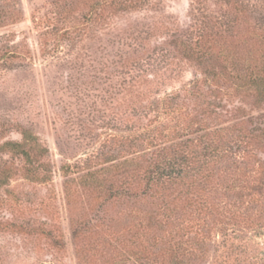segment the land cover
Here are the masks:
<instances>
[{
  "label": "rangeland",
  "instance_id": "rangeland-1",
  "mask_svg": "<svg viewBox=\"0 0 264 264\" xmlns=\"http://www.w3.org/2000/svg\"><path fill=\"white\" fill-rule=\"evenodd\" d=\"M97 1L0 0V145L33 132L48 148L43 162L51 176L29 180L21 160L0 152V166L12 171L0 190V264H111L109 255L127 256L136 215L149 211L159 220L162 212L143 201L130 217L134 197L109 203L81 177L96 172L108 180L109 160L114 166L142 154L152 158L146 132L164 139L185 123L195 129L196 121L212 130L242 126L243 149L224 159L226 172L214 178L217 186L201 203L206 209L197 203L189 210L193 216L143 242L154 245V264L169 263L162 250L168 245L191 250L188 264H264V101L251 92L231 95L232 86L215 94L191 85L207 70L233 74L231 62L216 64L231 46L240 59L248 55L247 66L256 62L243 80L259 76L264 0H128L113 12ZM202 30L213 50L198 62L173 41H196ZM165 144L174 145L167 137ZM190 186H198L194 178ZM80 222L92 232L80 241L82 259L72 235ZM125 227L128 234L115 242L112 231ZM39 228L60 229L65 245L53 247L41 230L29 233ZM198 240L201 245H193ZM144 261L128 257L118 264Z\"/></svg>",
  "mask_w": 264,
  "mask_h": 264
},
{
  "label": "trees",
  "instance_id": "trees-1",
  "mask_svg": "<svg viewBox=\"0 0 264 264\" xmlns=\"http://www.w3.org/2000/svg\"><path fill=\"white\" fill-rule=\"evenodd\" d=\"M123 1L127 2L128 0H105L108 7L110 6L111 12L115 8L120 7ZM101 2L102 0L98 3L101 4ZM98 6L96 4L93 13H96ZM210 25L207 24L204 28ZM248 30L251 29L248 28ZM173 44L183 56L191 57L192 59L196 58L198 62L208 52L213 50V44L209 45L208 35L203 30L201 37L196 41L190 39V37H177L174 39ZM226 49L227 55L222 56L219 62L216 59V64H221L222 60H224L223 63L231 62L234 73H230L228 69L224 71L220 70L219 72L207 70L201 78H196L192 81L191 85L194 92L199 90L203 85L207 91L211 90L215 94H222L226 88L232 86L233 92L231 95L242 92L245 97H248L250 96L249 92H251L253 94L252 97L264 101V75L260 76V74H264V62L262 68L258 70L261 73L256 74L259 76L254 77V79H251L249 76L250 80L245 82L242 75L246 68L255 69L257 67L256 62L255 66H247L249 63L248 55H243V59H240V55L236 52L235 47L231 46ZM193 128L194 125H187L185 123L183 127L178 129L177 133L170 131L168 135H165L170 142H173V146L165 144L166 137L158 140L156 135L146 132L144 134V141L151 143L150 145L155 148L153 149L152 158L149 159L142 154L139 157L121 160L119 163H114V166L112 163L115 160H109L111 167H109L108 180L105 177L102 178L96 172H87L81 177L83 186L103 193V198L105 199V196H107L108 199L105 200L109 201V203L122 199L128 201L129 198L134 197L136 203L131 206L130 217L134 215L132 213L135 211L134 206L143 201H146L148 204L150 203L155 208L157 207L162 212L156 215L159 220H156V217H153L149 211H141L136 215L138 218L133 223L132 239L129 240L132 247L128 250H123L127 256L121 252L120 257H117L118 253L116 255H109V262L111 264H118L120 260L128 259V257H133L138 261L146 260L144 262L147 264H154V258H152V255L156 254L153 252L154 245L146 244L145 246L143 238L152 235V239L156 241V233L160 231L162 234L163 226L170 227L176 224L177 220L183 222L187 216H193L192 211L189 213L192 206L198 203L199 207L205 208L201 206V203L208 198L209 193H212V189L217 186L214 183V178L217 175H221L222 172H226L223 165L224 159H230V156L243 149L242 142H239L243 134L241 131L244 129L242 126L240 129L231 127L232 130L231 128H225L224 131L212 130L213 128L210 127L209 123L201 124L196 121L195 129ZM229 131L232 132L231 137L228 135ZM189 136H195V138ZM233 136L235 141L232 140ZM246 138L251 140L250 137ZM247 144L250 145V143ZM0 152L11 155L15 160H21L27 179L41 182L51 180L47 164L43 162V158L48 153V148L41 143L39 137L33 132L24 130L21 140L5 141L0 145ZM66 171L68 174V170ZM11 173L12 171L9 167L0 166V190H3L10 184ZM193 178L196 185H198L195 189H192L190 186L191 179ZM208 182L209 184H207ZM70 189L71 181L67 180V198L71 193ZM173 190L175 194L173 200H171V192ZM179 210L184 212L179 214ZM16 226L22 229V231L27 230L26 226ZM36 231H39L40 235L45 237L53 247L60 248L65 245L64 236L61 234L62 231L60 229L39 228L35 231L31 230L29 233L33 234ZM88 232L92 234L90 229L86 231L85 223L80 222L72 226L76 253L80 259L86 257L80 241L86 240ZM127 234L126 227L122 230L115 228L112 231L114 241L117 243ZM170 238V240H173L174 237L170 236ZM201 242V240H198L193 245L200 246ZM96 243L95 250L92 248L95 254L98 247L101 248L99 246L100 243ZM191 243L193 242H188V245H191L190 247H192ZM104 244L108 245L107 242H104ZM113 248H116V246H112V250ZM162 250L166 252V258L169 260L168 264H188V254L194 255L191 250H187V254L185 247L183 248L182 246H178L176 250H173L172 246L168 245V247L166 246ZM117 252H119L118 249Z\"/></svg>",
  "mask_w": 264,
  "mask_h": 264
}]
</instances>
